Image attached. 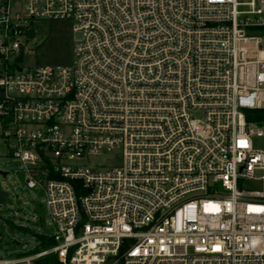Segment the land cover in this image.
I'll list each match as a JSON object with an SVG mask.
<instances>
[{"label": "built area", "instance_id": "obj_1", "mask_svg": "<svg viewBox=\"0 0 264 264\" xmlns=\"http://www.w3.org/2000/svg\"><path fill=\"white\" fill-rule=\"evenodd\" d=\"M43 19L72 22L69 65H25ZM263 108L264 0H0V156L42 194L36 256L264 264Z\"/></svg>", "mask_w": 264, "mask_h": 264}, {"label": "rangeland", "instance_id": "obj_2", "mask_svg": "<svg viewBox=\"0 0 264 264\" xmlns=\"http://www.w3.org/2000/svg\"><path fill=\"white\" fill-rule=\"evenodd\" d=\"M34 40H28L24 55L25 65H69L73 59V46L78 33L73 31L70 20H38ZM253 145L264 148V138L254 137ZM101 160V157H99ZM19 164L8 157L0 156V188L7 192L0 203V257L30 261L19 264H34L46 256L39 254L48 247L35 251L37 236L52 235L53 228L42 194L23 185Z\"/></svg>", "mask_w": 264, "mask_h": 264}, {"label": "trees", "instance_id": "obj_3", "mask_svg": "<svg viewBox=\"0 0 264 264\" xmlns=\"http://www.w3.org/2000/svg\"><path fill=\"white\" fill-rule=\"evenodd\" d=\"M248 114L252 116V121L264 122V108L263 109H251ZM54 242L46 235L37 236V246L34 252L39 251L45 247L51 246ZM34 264H56V260L53 254H47L42 258L37 259Z\"/></svg>", "mask_w": 264, "mask_h": 264}, {"label": "water", "instance_id": "obj_4", "mask_svg": "<svg viewBox=\"0 0 264 264\" xmlns=\"http://www.w3.org/2000/svg\"><path fill=\"white\" fill-rule=\"evenodd\" d=\"M28 37H33L34 35V32H33V29H30L27 33ZM22 49L20 50V55H19V61L22 59ZM0 174H2V176H5V172L4 171H0ZM7 196V192L6 191H3L1 188H0V203H3L5 201V197Z\"/></svg>", "mask_w": 264, "mask_h": 264}, {"label": "snow or ice", "instance_id": "obj_5", "mask_svg": "<svg viewBox=\"0 0 264 264\" xmlns=\"http://www.w3.org/2000/svg\"><path fill=\"white\" fill-rule=\"evenodd\" d=\"M243 144V142H241ZM256 211H264V209H255Z\"/></svg>", "mask_w": 264, "mask_h": 264}]
</instances>
